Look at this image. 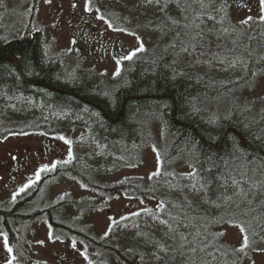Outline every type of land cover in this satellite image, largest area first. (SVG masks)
Listing matches in <instances>:
<instances>
[{
    "label": "trees",
    "instance_id": "16d2710c",
    "mask_svg": "<svg viewBox=\"0 0 264 264\" xmlns=\"http://www.w3.org/2000/svg\"><path fill=\"white\" fill-rule=\"evenodd\" d=\"M11 1L0 0V11L5 17L14 13L9 7ZM90 1L101 9L102 0ZM156 4L161 7V16L147 23L159 33L148 49L151 58L147 62L136 61L127 71L125 82L110 96L98 84V77L89 82L88 88L85 75L74 83L66 79L65 72L58 73L42 58L39 43L26 40L40 38L35 27L21 35L23 26H14L10 29L14 36L0 37L1 94L31 95L39 103L35 108L39 122L28 117L21 125L6 121L8 104H0V140L39 130L43 124L50 126L59 111L66 110L74 120L81 117L78 124L87 130L89 140L102 149V162L93 170L88 169L89 176L105 175L137 165L144 149L155 144L154 125L158 123L167 140V149L160 156L159 175L166 170L173 173L180 162L189 165L203 192L196 204L158 193L136 177L111 188H99L90 184L89 176L84 179L87 171L81 174L75 169L87 167L76 159L67 171L83 178L80 183L87 189L155 201L149 213L166 227L168 237L159 236L145 217L114 223L101 239L86 236L75 231L74 226L51 218V211L60 208L62 201L60 206L40 210L49 217L52 235L63 232L81 239L94 250L98 264H103L106 256L121 264H137L161 250L166 254L162 264H246L255 251L256 240L264 234V109L256 114L255 109L234 103L233 98L264 71V21H247L243 28L236 29L217 0H159ZM100 12L112 25L114 21L119 23L115 14ZM216 12L222 14L220 26L228 29L227 33L216 32L219 60L226 67L238 68L237 74L223 80L192 74L175 59L179 47L193 50L192 46L201 41L198 20L213 17ZM8 55L14 56L18 71L4 60ZM29 81L36 85L26 90ZM33 115L34 111L30 112L29 116ZM236 133L245 140L246 147ZM48 176L53 178L55 173ZM18 218L14 214L11 220L19 221ZM34 220L32 217L27 223ZM236 223L246 229L242 236L249 237V245L243 251L227 244L223 235H217L222 233L223 225ZM121 224L134 225L128 246L116 243L113 228ZM5 226L12 230L11 222L6 221ZM9 241L18 242L14 236Z\"/></svg>",
    "mask_w": 264,
    "mask_h": 264
},
{
    "label": "rangeland",
    "instance_id": "374dc122",
    "mask_svg": "<svg viewBox=\"0 0 264 264\" xmlns=\"http://www.w3.org/2000/svg\"><path fill=\"white\" fill-rule=\"evenodd\" d=\"M13 1L9 2L12 6L6 4L13 9V14H8L6 18L4 12L0 11V37L9 38L14 36L10 32V29L14 26H33L44 32L47 44L52 43L61 49H74L75 51L76 46L72 42L67 43L65 35L56 34L57 28L54 24L57 20L52 17V13L62 10L66 15L72 13L73 18L83 17L89 19L95 24L98 31L102 30L104 32L105 39L123 43L127 47L125 56L132 50L137 49L140 43H143L144 51L137 52L131 60L123 59L119 65H117V62L108 61L94 68L95 73L108 71L109 82L106 84L105 92L109 95L113 94L119 84L125 82L123 75L132 69L136 61L147 62L150 60L151 57L147 55L149 53L148 49L158 39V31L151 29L147 24L150 20L161 16V7L153 1L150 3L149 0H102L101 9H99L88 0L91 9L88 12L85 11L86 0ZM217 1L224 6L231 25L236 29H241L246 25V23H241L242 21L251 23L264 21L261 18L264 17L261 0ZM101 10L115 14L119 23L114 21V29H123L124 31L109 28L108 24L105 23L106 19L101 15ZM98 16H102L104 19H98ZM221 18L222 14L220 12H216L212 19L204 18L199 24L201 41L192 46L193 50H189L186 46L179 47L176 50V60L184 64L190 73L208 75L210 78L218 80L233 77L238 73L236 67H226L219 60L220 55L217 52L219 39L216 38V32L217 30L223 33L228 32V29L220 26ZM107 21L109 22L108 19ZM24 30L22 29L21 32ZM78 56L75 59H78ZM118 68L119 74L114 75L117 73ZM118 79H120V82H118ZM5 100H10L12 106L9 109L7 108L4 114L6 121L14 113L23 112L24 106L18 98ZM233 102L247 104L253 111L256 110V114H259L260 108L264 109V71L260 73L254 82L235 94ZM54 120L56 123L49 128L42 127V130H46L41 134L12 138L0 142V157H7V159L10 156L20 157L23 153H28L30 156L28 175L24 170L21 174L22 180L33 179L35 173L43 165L51 166L54 161L67 159L69 148H71L73 157L71 162L78 155L83 165L98 167L101 164L102 149L89 140L85 128L84 130L73 126L70 121L60 114ZM60 137H64L71 143L66 144ZM154 140V145H149L144 149L137 165L111 174L97 175L94 185L99 188H111L120 184L123 180L140 177L143 183H146V187H152L158 193L168 194L180 201H190L196 204L203 196V192L189 165L180 162L173 173L165 169L164 174L152 175L160 168V156L167 149V140L164 138L162 126L158 123L154 125ZM46 143H48V147H46ZM44 151H48V154H42ZM49 151L52 153H49ZM157 157H159V161ZM70 163H60L57 164V167L63 168ZM21 187L23 186L19 184L9 191H0V202L5 203L7 206L11 205L13 193ZM33 189L34 186H30L27 194L32 192ZM42 192L41 199L39 197L31 198L29 210L44 209L64 198L78 200V206L69 203L62 204L55 215L58 221L73 225L75 231H81L80 233L86 236L101 239L114 223L138 216L140 219L145 217L159 236L168 237L169 233L166 227L149 211H146L156 204L153 200L128 197L116 192L110 194L87 189L64 175L54 176L44 183ZM230 193H232V190ZM85 207L87 210H84ZM29 228L27 241H23V243L20 241L21 245L13 249L12 255L15 259L12 264H98L94 261V250L87 248L81 239L65 236L62 234L63 232L53 236L46 219H35L30 223ZM221 230L224 233V241L231 247L239 248L243 246V236L238 227L226 224L222 226ZM113 233L117 244L128 246L134 233V225L121 224L113 228ZM254 245L255 251L250 254L246 264H264V234L256 240ZM10 258L4 247V240L0 238V261H2V264H7ZM165 259L166 254L161 250L151 255L146 261L137 264H162ZM103 264L121 263L115 258L106 256Z\"/></svg>",
    "mask_w": 264,
    "mask_h": 264
},
{
    "label": "flooded vegetation",
    "instance_id": "af4514ba",
    "mask_svg": "<svg viewBox=\"0 0 264 264\" xmlns=\"http://www.w3.org/2000/svg\"><path fill=\"white\" fill-rule=\"evenodd\" d=\"M52 17H55V19L57 20L54 24L55 28H57L56 34L65 35L66 36L65 41L67 43L72 42L73 45L76 46L75 51L74 49H61L52 43L47 44L46 39L44 37V32L42 30L39 31L41 33L40 38H28L26 40L35 39V41L39 43L40 50H42V58L44 60H47L48 63H50V65L55 67L58 73L65 72V77L69 81L74 80V83H76V80H80L79 77L83 78V76L85 75L88 81L86 86L89 88V82L92 83L93 80L95 81V77H98V84L103 87V90H105L106 84H108L109 82L108 71L105 70L102 73H95L94 68L97 65L100 66L101 64L108 62V61L117 62L118 59L120 60V63H121L122 60L124 59L123 57L126 54L127 47L123 43H120L119 41L116 42L113 40L105 39L104 32L102 30L98 31L95 24H93L89 19H85L83 17L76 19L72 17V13L71 15L70 14L66 15L63 13L62 10L58 12L55 11L54 13H52ZM78 53H79V56H78ZM76 56H78V59H75ZM7 58H11L12 60L8 61ZM4 60L12 65H15L16 70L17 71L19 70L20 67L18 63H16L13 55H8L7 57H5ZM118 82H120V79H118ZM27 85L29 86V88H26V90H31L30 88L36 84L34 82L29 81ZM90 87H93V86L91 85ZM54 92H57V91H53L52 93ZM62 93L63 92H61V94ZM107 95L110 96L109 94ZM13 98H18L20 100V102L24 106V110L23 112H17V113H14V115H11L10 118H8L9 123L12 122V123H17L18 125H21L25 123L28 117H29V120H35L39 122L38 120L39 112L38 110L37 111L35 110V108L39 105V103L38 102L36 103L35 101H33L31 98V95H28L27 97L17 96V95L5 96V94L4 93L1 94V91H0V104H3L5 102H7L8 104L6 106L4 114L6 113L7 108L9 109L10 107H12L11 101L5 100V99L12 100ZM76 98L79 99L78 97ZM123 104L125 103L123 102ZM33 111H34V115L32 118L29 116V114L30 112H33ZM59 114L65 117L66 120L70 121V123H72L73 126L83 128L82 125L78 124L79 119L81 117H77V119L74 120L71 117V114L66 110L59 111ZM43 126H46V128L50 127V126H47V124H43L39 130L30 132V133L29 132L27 133L19 132L17 134H13L12 136L4 140H0V142H5L12 138L32 136L34 134H41L42 132L46 130V129L42 130ZM46 147H48V143H46ZM49 153H52V152L49 151ZM42 154L47 155L48 151H44ZM75 159L76 161L81 163L80 159L78 158V155L77 157L73 159V161ZM29 160H30V156L28 155V153H23V155L20 157L10 156L8 157V159L7 157H0V191H3V190L9 191L13 189L15 186H18L19 184H21V186H24L25 184L29 183V180L28 181L22 180L21 178V174L24 170H26V174L28 175L27 171L29 170V164H30ZM68 167L69 165L63 168L56 167V169L50 172H42L38 180L36 179V176H34L32 179L34 183L31 184V186L32 185L34 186L33 191L27 194V190L29 189L28 187L25 189V191L19 192V194L16 195L15 200H13V197H12L11 205L7 206L5 203L0 202V238L4 240V236L6 234L9 246L12 249L19 247L21 245L19 243L20 241H22V243L23 241L24 242L27 241V237L29 236V232H30V228H29L30 223H27V221H30L32 217H34V219L44 218L46 219V221L47 219H49L47 213L45 212L40 213V210L42 209H32V211L29 210L31 198L39 197V199H41L42 194H43L42 185L51 179L48 176L49 174L52 175L55 173V177L59 175H64L76 181L77 183H80L81 181L83 182L84 179H86V176H89L90 173L88 169L95 168L91 166H87V167L78 166L77 168L75 167L77 171L80 170L79 172L81 174L84 170L88 172V175L86 174L84 179L83 178L79 179V178L71 176L70 173H68L67 171ZM123 169H129V168H123ZM123 169H120V170H123ZM96 176L97 175L95 174H91L88 177V181L90 182V184L94 185V180ZM136 178H140V177H136ZM17 192L18 191H15L13 195ZM61 201L63 202V204L69 203L70 205L78 206V200H74L72 198L71 199L64 198L58 201L56 204L46 207L44 209L52 208V207H55L56 205L60 206ZM58 210H60V208L53 209L51 211L50 213V215L52 216L51 218L57 219L55 213ZM14 214H17L19 216L18 218L19 221L11 220ZM6 221L11 222L12 230L8 229L5 226ZM9 235L16 237L18 242L17 243L10 242L9 237L11 236ZM0 264H2V261H0Z\"/></svg>",
    "mask_w": 264,
    "mask_h": 264
},
{
    "label": "snow or ice",
    "instance_id": "6c2138e0",
    "mask_svg": "<svg viewBox=\"0 0 264 264\" xmlns=\"http://www.w3.org/2000/svg\"><path fill=\"white\" fill-rule=\"evenodd\" d=\"M149 2L151 3L152 0H149ZM156 3H159V0H156ZM261 5H262V11H264V0H261ZM202 7H203V4H202ZM90 10L91 9H90L89 2H88V0H86V2H85V11L88 12ZM97 18L98 19H104L102 16H98ZM208 18L209 19H212L211 16H209ZM261 18L264 19V17H261ZM105 23L108 24V27L109 28H113L114 29V26L111 23H109L107 20H105ZM241 23H247V21H242ZM114 30L124 31L123 29H114ZM137 40L139 41V38L138 37H137ZM142 51H144V46H143V43H140L139 44V47L137 49L132 50L128 55L124 56L123 58L124 59H127V60H131L132 57L137 54V52H142ZM119 63H120V60L118 59L117 60V65H119ZM118 74H119V68L117 69V73H115L114 75H118ZM60 139L64 140V142L66 144H70L71 143L70 141L66 140L64 137H60ZM72 158H73L72 157V151H71V148H69L67 159H65L64 161H54L51 164V166H49V165H43V166H41V168L38 169V171L35 173L36 179L38 180L40 178V174L42 172L52 171V170L56 169L57 164H60V163L68 164V163H70L71 160H72ZM157 159L159 161V157H157ZM152 175L153 176L159 175V169L157 170V172H154ZM32 183H34V181L31 178H29V183L28 184H25L23 187H21L18 190L17 193H15L13 195V200H15L16 195H18L19 192L25 191V189L28 188V187H30ZM159 208L160 209H163V204H160L159 205ZM146 211H151V210H146ZM229 223L232 224L233 222L232 221H229ZM235 226L240 229V232L241 233H245L246 232V229L243 226H241V224L236 223ZM223 234L224 233H218L217 235H223ZM248 245H249V237L247 235H244V237H243V247H241L240 249H238V251H243L244 247H247ZM4 247H5L6 251L9 253V256L11 257L8 260L7 264H12V261L15 259V257L12 255L13 249L9 246V243H8L6 234L4 236Z\"/></svg>",
    "mask_w": 264,
    "mask_h": 264
},
{
    "label": "bare ground",
    "instance_id": "6f19581e",
    "mask_svg": "<svg viewBox=\"0 0 264 264\" xmlns=\"http://www.w3.org/2000/svg\"><path fill=\"white\" fill-rule=\"evenodd\" d=\"M203 19H204V18L200 19V21H202ZM198 23H200L199 20H198ZM184 66H185V65H184ZM232 67H235V66H232ZM186 68H187V67H186ZM236 68H237V67H236ZM187 69H188V68H187ZM237 69H238V68H237ZM212 79H213V78H212ZM216 80H218V79H216ZM54 123H56V122H53V124H54ZM53 124H52V125H53ZM50 126H51V125H50ZM236 135H237L238 139L240 140L242 146H243V147H246L247 144H246L245 140H244L239 134L236 133ZM242 142H244L245 145H243ZM200 199H201V198H200Z\"/></svg>",
    "mask_w": 264,
    "mask_h": 264
},
{
    "label": "water",
    "instance_id": "95a60500",
    "mask_svg": "<svg viewBox=\"0 0 264 264\" xmlns=\"http://www.w3.org/2000/svg\"><path fill=\"white\" fill-rule=\"evenodd\" d=\"M7 60H8V61H11L12 59H11V58H7ZM242 143H243V145H245L244 142H242Z\"/></svg>",
    "mask_w": 264,
    "mask_h": 264
}]
</instances>
